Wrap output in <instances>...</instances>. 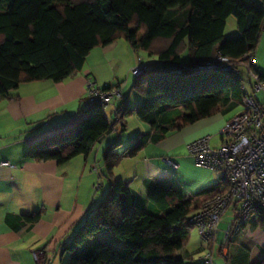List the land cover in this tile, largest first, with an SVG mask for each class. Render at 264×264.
Here are the masks:
<instances>
[{"label": "trees", "instance_id": "16d2710c", "mask_svg": "<svg viewBox=\"0 0 264 264\" xmlns=\"http://www.w3.org/2000/svg\"><path fill=\"white\" fill-rule=\"evenodd\" d=\"M3 4L0 0L2 95L25 83L75 78L94 49L118 40L159 63L151 68L137 58L136 66L140 61L148 69L141 76L131 72L136 77L132 88L142 99L134 112L124 107L123 88L106 86L105 91H123L122 100L113 99L122 103L115 109L117 117L107 116L101 105L88 104L87 98L85 118L32 144L25 155L29 161L63 166L76 157H88L107 136L124 133L126 118L135 114L152 133L138 135L122 156L116 153L119 142L108 147L103 160L112 178L121 158L137 157L149 142L158 144L169 134L216 116L232 102L242 104L252 88L242 66L248 63L247 55L257 52L264 33V0H6L5 8ZM231 17L236 18L238 36L228 40L225 31ZM218 55L239 63L241 75L199 69ZM252 71L264 81L257 65ZM221 194L220 187L192 196L176 187L152 189L148 199L161 211L154 214L134 203L127 184L111 179L105 198L65 246L71 254L67 264H185L176 255L194 227L189 218ZM263 208L256 213L264 225ZM40 219V212L24 216L28 224ZM114 239L124 247L115 248ZM256 264H264V257Z\"/></svg>", "mask_w": 264, "mask_h": 264}, {"label": "crops", "instance_id": "0c3cea01", "mask_svg": "<svg viewBox=\"0 0 264 264\" xmlns=\"http://www.w3.org/2000/svg\"><path fill=\"white\" fill-rule=\"evenodd\" d=\"M140 53L125 40H118L94 49L85 69L75 78L60 83H25L8 95L0 94V264H67L71 254L64 250L65 246L105 198L111 179L127 184L134 203L154 214L161 211L148 199L152 189L176 187L186 196H192L196 195L190 191L192 187L214 183L202 189L222 188L216 174L196 165L188 146L210 137L211 146L218 148L225 124L243 110L242 104L237 102L222 108L214 117L169 134L158 144L149 142L135 158H121L112 178H108L103 160L108 147L119 142L116 153L122 156L127 149L122 146V135L133 132L137 138L152 133L150 126L141 121L135 122L137 128L130 131V120H134L135 114L126 118L124 133L113 132L88 157H76L63 166L55 161L38 163L25 158L32 144L74 127L85 118L88 79H93L101 89L121 87L126 95L129 84L126 85L125 75L136 66ZM145 64L154 68L159 63L154 58ZM257 67L263 74L258 64ZM123 69L126 72L121 76ZM139 98L131 109V96L127 95L124 107L134 112L142 100ZM121 105L113 100L107 116L111 117ZM133 141L136 140L132 139V144ZM165 158L171 159L176 167L170 166ZM3 163L10 166H3ZM97 184L99 190L95 189ZM101 190L105 194L98 197ZM201 192L196 191L197 194ZM39 212L41 219L37 223L28 224L24 220V216ZM236 212L235 207L227 210L211 245L203 241L198 228H190L176 257L185 264L260 262L264 257V225L259 214L252 215L239 231L234 230L225 239L224 232L228 224L235 222ZM106 239L108 237L100 236V240ZM113 244L120 249L124 247L116 239ZM210 251L213 252L211 263L205 260Z\"/></svg>", "mask_w": 264, "mask_h": 264}, {"label": "built area", "instance_id": "2783aa9c", "mask_svg": "<svg viewBox=\"0 0 264 264\" xmlns=\"http://www.w3.org/2000/svg\"><path fill=\"white\" fill-rule=\"evenodd\" d=\"M245 60L248 63L242 67L251 77L252 88L243 98L242 112L225 124L221 145L213 148L210 137H204L188 146L189 155L196 165L215 173L222 183V194L207 201L201 210L189 218V224L198 228L208 245L214 240L220 220L229 208L235 207L237 215L235 222L228 224L225 239L234 230L239 231L258 209L264 207V81L252 71V66L257 65L256 53H250ZM240 67L232 59L218 55L199 69L220 70L240 76ZM147 69L139 61L131 72L141 76ZM86 89L88 104H98L105 109L113 99H123L121 89L105 91L96 87L93 79H88ZM114 115L118 116V110ZM165 161L176 167L171 159L165 158ZM3 166L10 164L3 163ZM212 257L213 252L210 251L205 260L212 262Z\"/></svg>", "mask_w": 264, "mask_h": 264}, {"label": "rangeland", "instance_id": "374dc122", "mask_svg": "<svg viewBox=\"0 0 264 264\" xmlns=\"http://www.w3.org/2000/svg\"><path fill=\"white\" fill-rule=\"evenodd\" d=\"M3 2H4L3 7L5 8L6 7V0H3ZM8 3L9 2H7V6H8ZM237 34H238V30H237L236 18L235 17H231V18L228 19V22H227V27H226V31H225V38L228 39V40L234 39V38L237 37ZM263 37H264V33H263V35L261 37V40H260V43H259V46H258V49H257V55L256 56H257V60H258L257 64L262 69L263 74H264V41H263ZM140 56H141L143 62H148V60L155 58V57L150 56L149 53H147L145 51H141ZM183 56H184L183 58L185 60L184 63H186L188 61V59H187L188 58V53L184 54ZM132 69H130L129 73L125 75L126 85L129 84V87H127L125 92H126V96L127 95L131 96V101H130L131 103H130V107L129 108H131V109L133 108L134 109V107H133V106H135L134 104H136L137 99H140L139 97H141V96L139 95V93H137L132 88L133 84H134V82L136 80V77H134L131 74ZM125 72H126L125 69H123V71H121L120 75L123 76L125 74ZM249 88H250V86H249ZM128 98H130V97H128ZM106 110H107L106 112L108 114H110V109L106 108ZM139 121L140 120H138L136 115L134 116V120L133 119L130 120V124H131V130L130 131H132L133 128H135V129L137 128L134 125H135V122L136 123H140ZM132 134H133V132H126L124 135L121 136L122 146H124L125 149L132 145V139L136 140V136L134 137V135H132ZM204 169H206V168H204ZM206 170H209V169H206ZM209 172H211L212 174H215V173H213L210 170H209ZM210 184L211 183L200 185L198 187H192L190 189V191L195 193V194H197L196 191L201 192L200 190H205V189H202V188H206L205 187L206 185H209V186L214 185V183H212L211 185ZM105 190H106V188L103 191L105 192ZM103 191L101 190V191H99L97 193L98 197H100L101 194H103V195L105 194ZM114 246H115V248H118V249L120 248V247H118L116 245H114Z\"/></svg>", "mask_w": 264, "mask_h": 264}]
</instances>
